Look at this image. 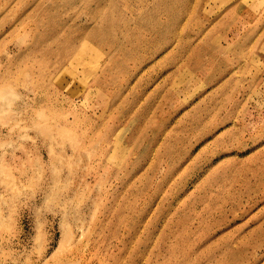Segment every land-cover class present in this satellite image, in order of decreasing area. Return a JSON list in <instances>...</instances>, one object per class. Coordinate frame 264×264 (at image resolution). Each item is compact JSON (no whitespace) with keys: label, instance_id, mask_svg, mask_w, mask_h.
Masks as SVG:
<instances>
[{"label":"rangeland","instance_id":"1","mask_svg":"<svg viewBox=\"0 0 264 264\" xmlns=\"http://www.w3.org/2000/svg\"><path fill=\"white\" fill-rule=\"evenodd\" d=\"M0 264H264V0H0Z\"/></svg>","mask_w":264,"mask_h":264}]
</instances>
